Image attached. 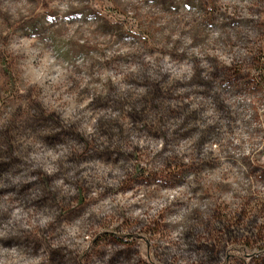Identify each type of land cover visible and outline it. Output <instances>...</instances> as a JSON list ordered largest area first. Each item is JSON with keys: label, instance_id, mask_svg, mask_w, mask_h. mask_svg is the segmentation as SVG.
I'll use <instances>...</instances> for the list:
<instances>
[{"label": "clouds", "instance_id": "clouds-1", "mask_svg": "<svg viewBox=\"0 0 264 264\" xmlns=\"http://www.w3.org/2000/svg\"><path fill=\"white\" fill-rule=\"evenodd\" d=\"M0 264H264V0H0Z\"/></svg>", "mask_w": 264, "mask_h": 264}]
</instances>
